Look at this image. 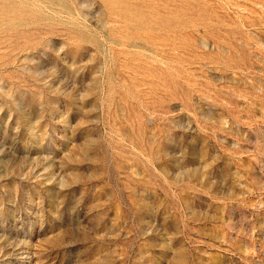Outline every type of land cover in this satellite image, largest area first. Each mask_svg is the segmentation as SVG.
<instances>
[{
  "label": "rangeland",
  "instance_id": "1",
  "mask_svg": "<svg viewBox=\"0 0 264 264\" xmlns=\"http://www.w3.org/2000/svg\"><path fill=\"white\" fill-rule=\"evenodd\" d=\"M0 264H264V0H0Z\"/></svg>",
  "mask_w": 264,
  "mask_h": 264
}]
</instances>
